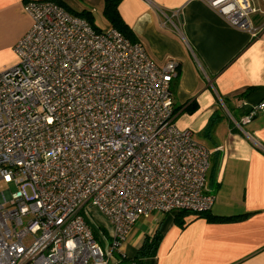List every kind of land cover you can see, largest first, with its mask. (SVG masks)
Segmentation results:
<instances>
[{
    "label": "built area",
    "instance_id": "built-area-1",
    "mask_svg": "<svg viewBox=\"0 0 264 264\" xmlns=\"http://www.w3.org/2000/svg\"><path fill=\"white\" fill-rule=\"evenodd\" d=\"M257 36L250 0H203ZM32 23L0 72V264H114L135 222L153 211H209L211 151L174 123L177 60L158 64L114 27L95 29L52 0H27ZM179 9L165 14V27ZM264 100L233 125L242 129ZM30 190V192L28 191ZM113 227L97 242L84 212Z\"/></svg>",
    "mask_w": 264,
    "mask_h": 264
},
{
    "label": "crops",
    "instance_id": "crops-1",
    "mask_svg": "<svg viewBox=\"0 0 264 264\" xmlns=\"http://www.w3.org/2000/svg\"><path fill=\"white\" fill-rule=\"evenodd\" d=\"M26 1L0 0V70L16 61L13 46L31 26ZM60 1L70 11H89L93 24L95 10L102 13L104 6V0ZM250 1L258 9L251 20L262 26L257 36L231 26L203 0H120V16L148 55L158 64L169 58L179 63L171 82L174 123L211 151L207 188L215 199L208 213L249 215L217 222L187 214L179 224L176 211H153L135 222L114 251V264H129L144 237L156 232V253L141 264H264V111L242 129L232 120L264 100V0ZM174 9L178 30L171 22L161 27L164 13ZM106 23L103 29L110 27ZM89 209L84 216L107 248L113 227L95 208L96 235Z\"/></svg>",
    "mask_w": 264,
    "mask_h": 264
},
{
    "label": "trees",
    "instance_id": "trees-1",
    "mask_svg": "<svg viewBox=\"0 0 264 264\" xmlns=\"http://www.w3.org/2000/svg\"><path fill=\"white\" fill-rule=\"evenodd\" d=\"M61 6H63L66 10L70 11L69 8L65 5H63L60 0H52ZM120 0H104V6H103V16L104 18L109 22L111 27H114L118 29L120 32H122L128 39L131 41H135L134 33L132 29L124 22L122 17L119 14L118 11V4ZM72 14H75L77 16L83 17L87 19L92 26H94L95 29H98L94 24L92 20L91 13L87 10H81V11H70ZM176 221L179 224H183L182 217L191 214V212L187 210H178L176 211ZM195 215L202 216L205 215L209 221H217V222H225V221H232L236 219H240L243 217L248 216L249 214H240V215H233V216H217V215H210L208 211L197 213ZM160 234L156 232L153 236H145L141 245L138 247L135 255L128 260L129 264H141L142 260L146 257L154 256L156 253V249L158 246V243L160 241ZM126 258H123L122 261Z\"/></svg>",
    "mask_w": 264,
    "mask_h": 264
},
{
    "label": "rangeland",
    "instance_id": "rangeland-1",
    "mask_svg": "<svg viewBox=\"0 0 264 264\" xmlns=\"http://www.w3.org/2000/svg\"><path fill=\"white\" fill-rule=\"evenodd\" d=\"M76 1H80V0H76ZM94 24L97 27L102 28V29L107 24L105 18L103 17V13H101L99 10H95V12H94ZM15 63H16V61H12L11 64H9L8 66H6L2 70H0V72L8 69L11 66H13ZM8 189L11 192H13L16 189V186L13 183H6L3 180H0V192L7 191ZM28 191L30 192V190H28ZM98 215H99L98 211L94 207H90L89 214L86 216H87L88 220L91 222L92 227L95 228L96 233H97L96 235L100 236L101 231H100V228L98 227V223H97V221H99Z\"/></svg>",
    "mask_w": 264,
    "mask_h": 264
}]
</instances>
